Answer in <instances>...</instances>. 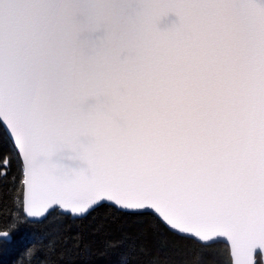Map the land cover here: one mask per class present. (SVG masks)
Returning <instances> with one entry per match:
<instances>
[{"label":"snow or ice","instance_id":"1","mask_svg":"<svg viewBox=\"0 0 264 264\" xmlns=\"http://www.w3.org/2000/svg\"><path fill=\"white\" fill-rule=\"evenodd\" d=\"M0 130V264H264V0H0Z\"/></svg>","mask_w":264,"mask_h":264},{"label":"trees","instance_id":"2","mask_svg":"<svg viewBox=\"0 0 264 264\" xmlns=\"http://www.w3.org/2000/svg\"><path fill=\"white\" fill-rule=\"evenodd\" d=\"M3 131L0 130V137H3ZM98 222V221H97ZM87 223V229H86V234H90L91 228L95 226V223L93 222H86ZM114 227V226H113ZM75 230V229H74ZM112 235H116L114 231L111 233ZM92 238V237H89ZM104 235L94 237L93 239L95 240V243L93 245L92 249V255L88 257H81L78 258L75 261V264H117L118 257L115 255L111 256H105L102 255L101 253L103 252V246L101 241L104 239ZM23 245L19 249H17V252L5 257V264H11L12 260L14 259L15 255L18 254L20 250H22Z\"/></svg>","mask_w":264,"mask_h":264},{"label":"water","instance_id":"3","mask_svg":"<svg viewBox=\"0 0 264 264\" xmlns=\"http://www.w3.org/2000/svg\"><path fill=\"white\" fill-rule=\"evenodd\" d=\"M176 18H175V16H171V17H169V22H171L172 20H175Z\"/></svg>","mask_w":264,"mask_h":264}]
</instances>
